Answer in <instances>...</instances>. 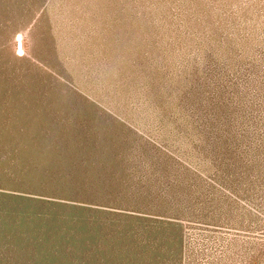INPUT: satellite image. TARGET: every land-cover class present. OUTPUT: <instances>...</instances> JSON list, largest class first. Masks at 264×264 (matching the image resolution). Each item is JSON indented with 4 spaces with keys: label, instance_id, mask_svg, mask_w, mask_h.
<instances>
[{
    "label": "rangeland",
    "instance_id": "1",
    "mask_svg": "<svg viewBox=\"0 0 264 264\" xmlns=\"http://www.w3.org/2000/svg\"><path fill=\"white\" fill-rule=\"evenodd\" d=\"M0 264H264V0H0Z\"/></svg>",
    "mask_w": 264,
    "mask_h": 264
},
{
    "label": "trees",
    "instance_id": "2",
    "mask_svg": "<svg viewBox=\"0 0 264 264\" xmlns=\"http://www.w3.org/2000/svg\"><path fill=\"white\" fill-rule=\"evenodd\" d=\"M198 80V79H197ZM163 95L166 93L168 96H174L178 101H180L181 99H179L180 97H178V95H175L174 94V90L173 89H171V94H170V92H168V91H165V90H163ZM160 97V96H159ZM191 97V96H190ZM189 98V97H188ZM183 103V102H182Z\"/></svg>",
    "mask_w": 264,
    "mask_h": 264
},
{
    "label": "water",
    "instance_id": "3",
    "mask_svg": "<svg viewBox=\"0 0 264 264\" xmlns=\"http://www.w3.org/2000/svg\"><path fill=\"white\" fill-rule=\"evenodd\" d=\"M18 45L20 46V42H18Z\"/></svg>",
    "mask_w": 264,
    "mask_h": 264
}]
</instances>
